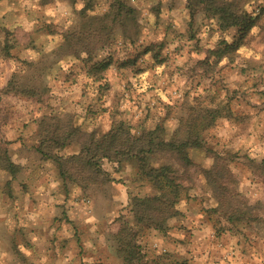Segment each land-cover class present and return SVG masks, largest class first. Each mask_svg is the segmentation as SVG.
I'll return each mask as SVG.
<instances>
[{"label":"rangeland","instance_id":"rangeland-1","mask_svg":"<svg viewBox=\"0 0 264 264\" xmlns=\"http://www.w3.org/2000/svg\"><path fill=\"white\" fill-rule=\"evenodd\" d=\"M125 1L134 23L106 20L110 42L93 41L88 60L78 34L86 22L97 28L92 16L108 13L111 0L85 13L83 0H0V171L12 178L0 176L11 203L1 210L15 215L0 234L19 244L46 235L45 245L31 241L47 248L32 264H128L127 245L137 246L132 264H194L157 241L183 228L190 209L205 212L217 234L264 237V0H240L260 22L237 52L225 44L236 30L220 29L200 8L192 18L188 0ZM96 63L109 65L95 71ZM119 124L137 136L158 128L166 141L198 142L186 152L190 163L165 150L150 157L181 181L172 203L152 200L151 225L139 220L138 204L160 187L137 159L96 157L95 171L73 161ZM17 142L28 151L14 154ZM15 258L27 262L18 245Z\"/></svg>","mask_w":264,"mask_h":264},{"label":"trees","instance_id":"trees-1","mask_svg":"<svg viewBox=\"0 0 264 264\" xmlns=\"http://www.w3.org/2000/svg\"><path fill=\"white\" fill-rule=\"evenodd\" d=\"M85 2V7L82 11H90L94 8L96 0H83ZM188 7L190 9V15L193 18L199 10L204 13L205 17L215 18L218 22L220 29L229 30L235 29L237 32L236 38L232 43H225L226 47L231 49L233 52H237L243 45L245 39L251 34L252 30L258 27L260 22V15H254L247 11L241 4L240 0H188ZM198 8H200L198 10ZM135 10L127 5L125 0H111L109 6V11L103 17L92 16V19L98 23L97 28L92 29L91 23H87L85 27H82L81 32L78 34L77 47L78 45H83L87 49V58L92 60V54L90 51V45L93 41L101 43L102 45H107L110 41V33L106 35L104 30L107 28L106 20L112 22L115 25L124 26L126 22L135 21ZM98 20V21H97ZM101 21V22H100ZM105 23H104V22ZM92 29V30H91ZM77 56L78 50H77ZM108 63H96L94 66L95 71H105L108 68ZM206 119L205 117H202ZM215 118V116L213 117ZM160 129H155L152 131H143L139 136L133 135L131 130L125 128L124 124H119L117 127L110 130L101 139L90 141L89 143H84L82 145V152L73 157V161H82L85 168L90 170H97L96 157L101 158H111V154L115 153L116 156L126 157L128 159L135 158L138 160L141 171L143 174L150 176L155 183L160 187V196H156L153 199L147 198L141 200L138 204L139 206V220L151 225L154 220L152 213L148 212L151 210L155 211L152 200L164 201L170 199L176 200L179 197L181 181L179 175L176 174L171 166L165 165L158 168H154L150 165V157L158 151H168L174 152L184 160L186 163H190L186 152L188 148L194 146L196 142H192V139L187 140H169L166 141L161 138ZM72 136L70 132L66 133L64 137L59 141V149L66 146L67 140ZM44 148V149H43ZM41 152L47 157L45 148L48 146H43ZM94 148V151H92ZM43 150V151H42ZM91 152H95L91 154ZM98 159V160H99ZM67 163H59L61 173L66 175L68 170L66 169ZM171 214L170 216H172ZM167 218V217H166ZM165 218V219H166ZM165 219L155 221V228L162 229ZM141 221V222H142ZM153 223V222H152ZM137 247V246H136ZM136 247L133 245H127L128 255L125 259L128 264H132V256L135 252ZM176 264H189L187 262L176 263Z\"/></svg>","mask_w":264,"mask_h":264},{"label":"crops","instance_id":"crops-1","mask_svg":"<svg viewBox=\"0 0 264 264\" xmlns=\"http://www.w3.org/2000/svg\"><path fill=\"white\" fill-rule=\"evenodd\" d=\"M7 138L13 140L12 137ZM15 144L16 143H13L12 145ZM12 148L13 153L15 154L14 150L16 148L24 149L26 147L22 146L20 142H17V145ZM27 149L29 148H26L23 151H28ZM24 156L27 157V155ZM24 156L19 157L22 164L27 161V158ZM13 159L18 160L16 159V155H14ZM0 176L6 178L5 182L12 179L9 174H5L1 171ZM2 196L3 187L0 183V226L2 224L9 227L10 223L11 225L15 223V215L10 212L9 215L6 216L4 214L5 212L1 210L5 207V203H7L6 206H11V203H9L8 200L6 201L2 199ZM12 205L14 206V202H12ZM187 208L189 207L187 206L186 209ZM189 215L190 216H188L183 222V228L179 227L173 229V232L171 231L172 238L168 237L166 241H160L162 238H157L161 247L174 254L180 252L185 258L189 259L194 264H264V237H258L257 235L237 236L230 234H217L209 219L210 217H208L205 212L190 209ZM0 229H2V227H0ZM71 237H73V235H70L69 238ZM45 238H47L46 235H25L24 243L19 244L15 241V235L0 234V264H17L15 258L17 245L19 252L24 254L27 259L26 264H32L33 258L37 259L36 257L41 261L47 248H42L38 251L34 248L33 243H36L37 240L39 243H44L45 245V243L47 244L48 242ZM66 238L69 239L68 236ZM27 241L29 243H27ZM67 248L68 247H65L63 249L64 253L61 251L59 255L64 254L66 257L69 255V258L72 259L74 256L69 253ZM56 251L59 253L58 249ZM228 253H230L231 256H228Z\"/></svg>","mask_w":264,"mask_h":264}]
</instances>
